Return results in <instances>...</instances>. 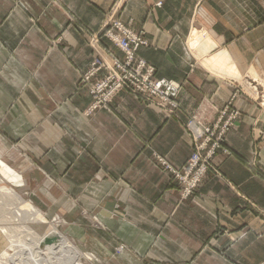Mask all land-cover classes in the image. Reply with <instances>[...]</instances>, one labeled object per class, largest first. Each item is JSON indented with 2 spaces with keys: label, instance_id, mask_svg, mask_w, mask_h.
<instances>
[{
  "label": "crops",
  "instance_id": "0c3cea01",
  "mask_svg": "<svg viewBox=\"0 0 264 264\" xmlns=\"http://www.w3.org/2000/svg\"><path fill=\"white\" fill-rule=\"evenodd\" d=\"M50 1L0 0V148L9 150L20 141L27 156L22 163H35L24 170L27 180L38 181L42 206L65 212L75 226L83 224L79 237L95 242L91 246L102 264H112V258L113 264L263 262V108L236 95L234 104L245 113L226 135L232 155L216 151L213 162L222 176L208 172L187 201L177 204L176 186L154 164L152 153L182 165L192 150L182 127L185 113L209 95L214 109H205L203 117L213 123L232 97L236 80L226 76L227 66L220 76L201 60L224 50L238 72L257 66L264 73V0H127L123 20L142 29L150 42L138 54L156 77L185 82L179 120L125 92L113 101L116 113L85 116L91 97L76 83L92 54L84 30L66 28ZM113 1L62 0L89 31L99 28ZM158 1L161 6L154 7ZM193 30L205 32L215 48L201 57L186 53ZM81 145L85 151L78 153ZM253 158L255 167L248 166ZM82 207L103 227L82 222ZM246 227L255 233L238 238ZM117 241L129 250L114 256Z\"/></svg>",
  "mask_w": 264,
  "mask_h": 264
},
{
  "label": "rangeland",
  "instance_id": "374dc122",
  "mask_svg": "<svg viewBox=\"0 0 264 264\" xmlns=\"http://www.w3.org/2000/svg\"><path fill=\"white\" fill-rule=\"evenodd\" d=\"M19 2L20 1H16V5L18 4V6L19 5L21 6ZM126 2L127 0H114L108 11L105 13L104 19L101 21L99 28L95 31H89L82 27L77 15L74 13L73 9L70 6L64 5L62 0L50 1V5L58 7L62 16L65 18V21L67 23L66 28H74L80 31L84 30L85 43L87 47L90 49L92 56L87 69L79 72V77L76 83V87L85 88L88 91L90 97H92L90 93V86L95 84L99 79L106 77L107 65L110 64L111 62H116V61L124 62L126 61V58H130V57H132L135 62L143 61L147 66H150L153 69L152 72L154 78L167 79V78L156 77L154 67L138 54L139 48H148L150 46V42L146 38L145 32L142 29L133 30L123 20L122 11ZM160 6H161V1H158L154 4V7H160ZM30 22L32 24H35L37 20L36 18L32 17L30 18ZM260 25H264V21L263 23H260ZM200 34L204 35L205 32H200ZM59 37L54 41H52V43L58 41L60 39ZM124 43H127L132 51V52L129 51L128 56L126 52L123 49H121ZM189 47L191 46L188 44V41H186L185 42L186 53H190V51H192V49ZM116 52L120 53V56H117ZM224 52L226 53V51ZM193 66H194L193 64H190V68H192ZM252 71L255 72L257 76L256 79L250 76V73ZM239 74L240 76H243V78L245 79V81H247L250 87L256 88L257 92L259 91L257 93V96L253 98V96H251L246 91L242 83L236 79L235 81L236 86H233L235 89H234V93L232 94V97L221 109L218 110L217 119L213 123L209 124L208 122L205 121L203 114L206 110L212 112L214 107L211 103V97L209 95H204L201 103H199L198 107L195 109L194 112L185 113L187 116V120L184 123H182V127L192 142V150L190 152L189 157L182 165L175 166L165 155H161L156 152L152 153L154 164L158 166L160 170L167 175L168 181L174 183L176 186L175 188L178 194L177 204L187 201L196 193L202 180L205 178L208 172L213 173L218 178L222 176L220 167L215 165L213 162V157L216 151L218 150L221 151L222 154H225L228 157L232 155L231 151L228 148L226 135L228 131L231 128H233L234 124L240 121L241 116L245 113L244 111L240 110L235 106L234 100L236 99V95L237 96L242 95L243 97H245L246 99L257 105L259 109L262 108L264 109V105L262 106L261 103L262 97L264 95V91H263L264 75H262L264 74L263 71H261V69L257 66H248L243 73L239 72ZM86 75H90L88 81H85ZM171 81L177 85V88L175 89L176 92L173 93L172 95H169V97H164L160 95L153 96L151 97L152 102H148L143 98H141L140 96H136L135 94H133L131 89L124 87L122 90H120L111 98L110 102L107 104L106 107H97L90 111L89 105L92 102V98H91V101L87 106V108L83 111V114L85 116H89L92 115L97 110L106 111L108 113H114V112L116 113V107L113 104V101L118 96L119 93L125 92L131 94L134 98L140 100L147 107H156L166 117L176 118L179 120L178 112L179 111L184 112L180 100V96L183 91L185 82L184 81L178 82L175 80H171ZM231 84H234V81ZM160 102L166 104L167 106L162 107L160 105ZM202 121L205 123H202ZM192 124L200 126L202 129L209 128V130L204 129L202 133L200 129L201 133L199 134L194 129L190 128ZM20 145H21L20 141H16V143H13L10 146L9 150L0 148V163L4 162L6 165L11 167L12 170L18 176L17 180H13V175L7 172H5L6 173L5 174L1 170V166H0V177L2 178V182L0 183V185L14 190L24 200L29 202L45 218V223L30 224L32 230L34 231L36 230L35 232H37L38 235H43L46 232L49 225L57 224L56 225L57 229L68 240H70L72 244L75 245L82 252V254L90 257V259H85V257H82L81 262L83 264H102V261L93 252V248L91 246V244L94 246L95 242L92 241L91 244L90 243L86 244L84 237H79V235L81 233H84L85 231V227L83 224L75 226L74 222H71L68 219V216L65 212H60L59 210L52 211L42 206V197L40 198L38 193L35 191L36 189L35 186L37 185L38 181H36V179L31 181L30 179L27 180L26 172H25L26 170H24L26 169V165L29 167L35 166L34 165L35 163H30V162L26 163V161L22 163L23 162L22 160L23 159L25 160L27 156L26 153L20 151ZM202 145L203 148L200 151L202 155H206L209 151L212 153L208 156L207 159L208 165L204 171L205 173L203 174L201 178L202 180L200 181L199 185L196 186L190 194L186 195L183 192L185 188V184L181 183L180 180L177 177H175L173 171L176 172L178 170L179 173L183 174L184 172L183 166H185L186 163H188L192 153L196 151V149L199 146ZM84 151H85V145L79 146L78 153H83ZM13 154H16L19 158L14 160V158H12ZM257 155L258 153L254 151L253 156H257ZM255 165H256V160L253 158L251 161H249L248 166L255 167ZM242 197L250 205H253L250 199H248L243 195ZM10 211H13L11 206L7 205V203H5V200L0 199V220L2 218L1 220L2 222L0 221V264H31L30 260L28 261V259L27 260L25 259L26 255L22 256L18 254V251L20 250L19 244H21L22 241L27 239V237H25V234L22 231L23 229L20 227L19 224L13 222L11 223L9 221L8 217H10L9 215ZM79 215L81 217L82 222L84 221L83 219H87L88 221H90L93 227L96 228L103 227L100 223L99 218L96 215L92 214L87 209H84L83 207L80 208ZM4 216L6 218H4ZM5 228L6 230L4 232ZM7 229L9 231H7ZM20 229L22 230L20 231ZM3 232L4 234L6 233L7 235H4ZM21 232L24 234V237L23 234H21ZM250 233H255V232L253 231V229L246 227L245 229H242L239 232L238 238L246 237V235ZM97 238L100 239V237ZM113 248H114L113 250L114 256L121 254L123 251L129 250L126 244L119 241H117V243L113 245ZM24 249L26 251V248ZM2 250L3 251L7 250L9 254L3 255V252H1ZM21 257L22 259L23 258L24 259L22 260V263H19L18 259H21ZM112 260L113 262L115 261L114 258H112ZM258 264H264V261Z\"/></svg>",
  "mask_w": 264,
  "mask_h": 264
},
{
  "label": "bare ground",
  "instance_id": "6f19581e",
  "mask_svg": "<svg viewBox=\"0 0 264 264\" xmlns=\"http://www.w3.org/2000/svg\"><path fill=\"white\" fill-rule=\"evenodd\" d=\"M188 44L191 46L189 48L193 50L194 54L197 57H201L205 55L210 49L215 48V43L211 40V38L207 34L202 35L200 34V32H197L196 30H193L192 33L190 34L188 39ZM230 60L231 59L224 52V50H219L214 54L207 56L206 58L201 60V63L209 71L217 75L219 74L220 76H225L223 69H225V67L227 66L225 71L226 76L232 77L235 80L237 79L238 81H240L244 86V88L246 89V91L251 96H253V98L256 97L259 91L257 92L256 88L249 86V84L247 83V81H245L243 76H240L235 65ZM250 76L255 79L257 77L254 71L250 73ZM261 103L263 106L264 95L262 97ZM0 164H1L0 165L1 170L4 173L7 172L9 174H12L13 180H17L18 176L12 170L11 167L6 165L4 162H1ZM1 182H2V178L0 177V183ZM0 199L5 200V203H7V205L11 206V208L13 209V211H10L9 213L10 217H8L7 215L9 221L11 223L13 222L19 224L20 227L23 229V230L20 229V231L22 230L23 233L25 234V237H27V239H25L24 241L21 240L22 242L21 244H19L20 250L18 251V254L22 256L26 255L25 259L26 260L28 259V261L30 260L31 264H83L81 262L82 257H85V259H90L89 256L82 254V252L57 229L56 227L57 224L49 225V227L47 228L46 232L43 235H38L37 232H35L36 230L35 231L32 230L30 224L45 223V218L29 202L24 200L14 190L0 185ZM5 216L4 218H6ZM8 229L7 231H9ZM5 230L6 228L4 229V232ZM23 233L21 232V234ZM4 235L7 234L5 233ZM24 248H26V251ZM1 252H3V255L9 254L7 250L4 251L2 250ZM23 259L21 257V259H18V262L22 263Z\"/></svg>",
  "mask_w": 264,
  "mask_h": 264
},
{
  "label": "built area",
  "instance_id": "2783aa9c",
  "mask_svg": "<svg viewBox=\"0 0 264 264\" xmlns=\"http://www.w3.org/2000/svg\"><path fill=\"white\" fill-rule=\"evenodd\" d=\"M121 49L126 52L127 56L129 51L132 52L127 43H124ZM152 71L153 69L143 61L135 62L132 57L126 58L124 62H111L107 65L106 77L99 79L90 86L92 102L89 105V110L91 111L97 107H106L111 98L124 87L131 89L133 94L148 102H152L151 97L153 96L169 97V95L176 92L177 85L174 82L168 79H156ZM90 75L85 76V81L89 80ZM160 105L162 107L167 106L161 102ZM190 128L199 134L201 131L203 133L205 129L193 124ZM205 130H209V128ZM202 148L203 145L192 153L188 163L183 166V174L179 173L178 170L176 172L173 171L175 177L185 184L183 192L186 195L190 194L199 185L208 165L207 159L212 152L209 151L206 155H202L200 152Z\"/></svg>",
  "mask_w": 264,
  "mask_h": 264
}]
</instances>
